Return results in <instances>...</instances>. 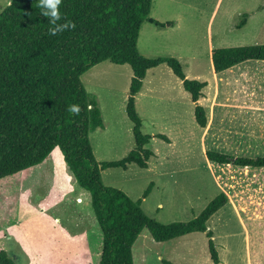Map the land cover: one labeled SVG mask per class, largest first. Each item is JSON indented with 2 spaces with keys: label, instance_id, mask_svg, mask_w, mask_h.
I'll list each match as a JSON object with an SVG mask.
<instances>
[{
  "label": "rangeland",
  "instance_id": "1",
  "mask_svg": "<svg viewBox=\"0 0 264 264\" xmlns=\"http://www.w3.org/2000/svg\"><path fill=\"white\" fill-rule=\"evenodd\" d=\"M8 4L0 0V12ZM244 15L246 22L238 27ZM149 17L162 26L142 23L140 55L175 58L188 79L206 82L197 104L206 108L207 126L196 123L195 104L167 64L148 69L135 107L142 132L153 136L146 148L155 156L147 168H105L102 182L141 200L143 212L163 224L192 220L221 192L228 203L207 222L218 263L205 233L158 242L147 229L132 246L133 263L264 264V169L206 158L210 150L235 157L264 155V61L215 73L211 60L216 48L264 44V0H152ZM131 78L128 64L110 61L81 75L104 125L89 134L98 162L121 160L135 146L126 114ZM1 250L15 264L98 263L101 233L89 194L74 182L59 149L0 184Z\"/></svg>",
  "mask_w": 264,
  "mask_h": 264
},
{
  "label": "trees",
  "instance_id": "2",
  "mask_svg": "<svg viewBox=\"0 0 264 264\" xmlns=\"http://www.w3.org/2000/svg\"><path fill=\"white\" fill-rule=\"evenodd\" d=\"M151 3L152 0H62L61 22H71L75 28L55 36L48 34L50 25L41 14L39 0H11V6L8 4L0 12V184L41 165L59 149L68 173L89 194L101 233L97 264H134L132 246L143 229L158 242L205 233L211 258L218 263L207 222L228 203L224 192L192 220L163 224L143 212L141 200L133 201L123 191L102 182L101 171L105 168L125 170L130 164L147 168L155 156L146 148L153 136L142 132V120L135 107V96L148 69L167 64L195 104L196 123L201 128L207 126L206 108L197 104L206 82L188 79L175 58L150 59L139 53L142 23L162 26L149 17ZM246 17L238 27L245 24ZM211 60L215 73L247 61H264V44L216 48ZM103 61L128 64L132 70L126 114L132 123L135 146L123 159L110 162H98L94 156L89 134L104 125L97 99L87 93L81 81L82 74ZM72 105L79 107L78 113L70 111ZM154 137L169 142L164 134ZM206 158L220 165L264 169V155L235 157L210 150ZM0 264L15 263L1 250Z\"/></svg>",
  "mask_w": 264,
  "mask_h": 264
},
{
  "label": "clouds",
  "instance_id": "3",
  "mask_svg": "<svg viewBox=\"0 0 264 264\" xmlns=\"http://www.w3.org/2000/svg\"><path fill=\"white\" fill-rule=\"evenodd\" d=\"M62 0H39V8L41 9V14L47 17V21L50 25L48 29V34L50 36H55L60 32L67 29L75 28V24L71 22H61L62 15L60 12V5ZM9 6H11V0H9ZM70 111L75 113L79 112V107L77 105H72Z\"/></svg>",
  "mask_w": 264,
  "mask_h": 264
}]
</instances>
